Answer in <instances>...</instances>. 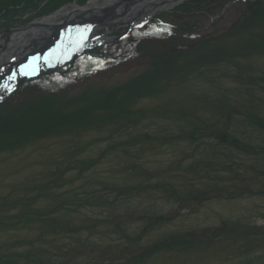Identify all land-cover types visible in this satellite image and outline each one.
Returning <instances> with one entry per match:
<instances>
[{
	"label": "rangeland",
	"instance_id": "rangeland-1",
	"mask_svg": "<svg viewBox=\"0 0 264 264\" xmlns=\"http://www.w3.org/2000/svg\"><path fill=\"white\" fill-rule=\"evenodd\" d=\"M3 1L0 0V3ZM105 1L107 0H98L97 5ZM47 2L48 0H39L37 4L22 7L23 9L15 5V13H9V9L5 8L0 14V37H7L17 28H25L44 19L50 18V22L59 23L67 20V15L56 19L53 18L56 15L53 12L46 15L50 6L45 8L42 4ZM83 2L86 0L69 1V5L61 10L70 9L75 4L83 5L84 9ZM89 2L87 0L86 4ZM176 6L166 8L167 10L160 8L162 10L155 11L154 15L168 22H182L181 19H185L183 15L176 17L169 14ZM84 10L80 13L81 17L93 13ZM237 12L230 9L227 12L229 16L225 19H234ZM197 16L193 19L196 20L194 23L199 26L208 24L205 17L201 19ZM122 20L123 17L119 16L112 21L100 22L96 33L97 35L107 30L109 43L103 46H107V51L115 55H119L117 53L121 50L122 57L114 61L118 63L105 64L97 70L90 67L77 70V65L74 64V68L66 72L67 75L82 70L78 78H86L72 89L71 99H74V95H80L85 86H90L92 91L102 90L90 92L96 96L139 76L146 68L143 56L137 55L139 47L160 50L170 39L161 31L153 29L149 31L150 34H146L142 29L139 31L142 34H137L140 40L138 46L126 50L125 43H122L124 41H117L122 24L111 26ZM108 26L111 28L107 29ZM222 28L224 27L221 26L219 31ZM198 31L202 35L203 27ZM209 31L206 29L205 33ZM199 37L200 35L184 38L182 42L190 47ZM235 38L226 37L218 43L217 46L223 50H218L210 60L226 61L229 59V51L233 52L245 45L240 43L245 41V37ZM47 42L45 39L40 45ZM129 42L126 41L133 45ZM37 43V38L31 39L20 53L27 52ZM114 44L117 46L113 47ZM217 46L210 42L206 53L199 56V51L196 57L190 58L184 71L178 72L171 65L167 73L173 72L174 75L169 80L163 76L149 89L147 86L145 91L140 90L141 97L132 107V115L129 118V113L124 112L122 117L126 120L122 122L115 125L106 123L101 127L94 125L73 135H50L1 151L0 217L3 216L9 222L10 216L27 210L28 216H65L64 221H67L63 223L65 229L49 227L42 218L35 221L31 218V225L22 223L1 226L0 251L23 252L32 249L34 253L43 254L48 259L43 264H111L116 258L118 262L115 264H128L127 259L123 261L127 249L133 250L129 254L138 257V252L144 248L148 251L149 246L165 238V251L151 255L143 264H264L262 259L247 263L249 259H264L263 172L238 162L228 167H216L215 170L209 168L208 171L204 168L205 163H201L199 169L190 166L191 163L197 164L209 159L226 160V155H213L216 144L213 139H207L201 134L194 141L185 135V132L205 126L222 130L230 128L221 103L228 102L226 94L231 99V91L242 86L243 80L234 76L240 70L234 65L238 60H230L229 67L223 65L213 68L210 72L212 74L206 78L199 75L200 71L194 70L201 65L203 57L212 56L218 49ZM219 54L220 57L215 59L214 56ZM253 59L259 63L257 67L264 66V56H254ZM186 61L183 60L178 65H183ZM216 79L217 84L213 82ZM60 83L48 85L49 88L43 89V93L61 90L67 82ZM22 88L21 86L5 102L15 101L21 95L28 96L21 92ZM96 92L97 94H93ZM101 117L106 122L109 121L106 117ZM133 118L135 121L131 123L119 124ZM168 132L179 135L165 140ZM80 161H95L96 165L81 174L78 168ZM261 175V179L257 178ZM164 182L165 186L172 184V188L162 187L160 183ZM208 183H215L219 187L202 199L197 190H203ZM113 186L130 187L131 195L124 196ZM92 191L97 192L94 199H90ZM189 191L193 193L187 195ZM100 196L104 198L101 199ZM108 200L112 203H108ZM109 207L117 210L123 207L125 213H114L107 219ZM153 211L165 215V225L143 235L141 229L146 222L145 218ZM37 212L41 215L36 214ZM224 229L226 231H222ZM186 233L199 240L207 236L209 246H198L188 251H177L174 250L175 247H169V236ZM41 234H45L46 238H41ZM127 234L131 237L128 238ZM139 236L141 237L137 243ZM36 258L34 255L29 264H41ZM136 264L140 263L137 261Z\"/></svg>",
	"mask_w": 264,
	"mask_h": 264
},
{
	"label": "trees",
	"instance_id": "trees-1",
	"mask_svg": "<svg viewBox=\"0 0 264 264\" xmlns=\"http://www.w3.org/2000/svg\"><path fill=\"white\" fill-rule=\"evenodd\" d=\"M38 1L39 0H4L0 3V14L5 8L9 9V13H15V5H19V8H25L37 4ZM69 1L74 0H48L42 7L47 8L50 6L48 10L52 12L51 10L54 8L57 10L63 5L68 4ZM214 2H216L215 6L211 7ZM230 9L238 12L235 13L236 17L235 15L233 16L235 17L234 19L228 18L229 21H227L225 18L229 16L227 12H230ZM169 14L176 17H179L181 14L185 19H181L182 22L174 23L163 19L166 23L165 35L170 39L165 42V45H163L164 47L160 50L152 51L145 50L143 46L139 47L137 55L143 56L142 60L145 61L144 65L146 68L139 73V76L131 78L119 87L114 86L112 90L94 96L91 95L90 92L102 90L92 91L89 89L90 86H85V90L80 95H74L76 97L73 96L74 99H71L72 97L70 96L72 95H70V93H72V89L80 83V80L86 77L76 82L63 80V84L67 83L61 88H69L68 90L61 89L43 93L42 90L46 87L49 88L48 85L51 86L52 83H56L51 76H47L39 81L27 83L26 86H23L21 92L23 94L27 93L28 96L21 95L19 99L15 101L0 105V152L7 151L14 147L17 148L25 143L28 144L50 135H73L74 133H80L81 130H86L87 127L90 129L94 125L101 127L106 123L115 125V123L122 122L126 120L122 117V115L124 116V112L129 113V118L132 115V107L141 97L139 96L140 90L143 89V91H145L147 86V89H149V87H152L158 79L163 76H165V79L169 80V78L174 75L173 72L167 73L171 65H174L175 70L178 72L184 71L187 69L186 63L188 64L190 62V58L196 57L199 51H201L199 52V56L206 53L210 42H212V45L217 46L219 45L218 43L226 39V37L242 39L245 37V41L240 42L245 43V45L243 44L240 48L233 50V52L229 51V59L226 61L219 60L217 62H212L210 60L218 50H223L222 47L217 46L218 49L212 56H201L203 57L201 59V65L194 69L198 70V72L200 71L199 75L206 78L212 74L210 72L213 68L222 67L223 65L229 67L231 66L230 60H238L234 65L240 70L236 71L234 76L240 78L238 79L240 81L243 80L241 82L242 86H237L236 89L231 91V99H229L226 94L228 102L225 101L221 103V105L224 106L227 120L230 122L228 123L230 128L228 127L222 130L216 128L211 129L205 126L188 132L184 130L183 132H185V135L189 139L194 141L199 139L198 135L201 134L207 137V139H213L216 141L213 155L217 157L226 155V160H228L227 163L225 159H223V161L221 159H209L204 162L199 161L197 164L191 163L190 166L194 169H199L201 163H205L204 168L208 171L209 168L215 170L216 167H228L238 162L246 167L260 170L264 175V66L257 67L259 63L254 62L256 59H253L254 56H264V0H188L177 6ZM196 15L200 16L201 19L205 17L204 20H208V24H206V26H199L194 23L196 20L193 19L196 18ZM154 22L158 27L163 28L161 26L163 25L161 20L155 19ZM221 26L224 28H222V31H219ZM202 27L204 31L201 35L198 30ZM206 29L210 31L205 33ZM137 34L142 33L138 32ZM137 34H135L131 40L129 39L133 45H129L125 42L126 47H124L126 50H128L129 47L135 49L138 46L140 40L137 38ZM199 35V40L190 44V47L187 46L185 42H182L184 38H192ZM225 47L229 49L228 46ZM119 53L123 54L121 50H119ZM93 56L95 58H104L106 57V53L97 52L94 53ZM118 56L119 58L113 55L111 58L120 59L122 57L120 54ZM219 57L220 54L216 57L214 56L215 59ZM142 60L140 61L142 62ZM183 60L187 61L183 65H178ZM225 71H227V69H225ZM213 82L217 84V79L213 80ZM29 94H33V96H29ZM93 94H97V92ZM118 111L121 112L119 113ZM114 112H116V114ZM101 116L106 117L109 121L106 122ZM129 120L119 124L126 125L131 123V121H135L134 118ZM177 135H179V133L175 134V132H168L165 136V140L167 138L172 139L173 136ZM147 138L151 139L149 135H147ZM229 161L231 164H229ZM250 161L251 164H249ZM95 165V161H80L78 165L79 173L83 174ZM231 169H233V167H231ZM237 175L240 176L239 173H237ZM257 178L261 179L262 175ZM160 184H162V187L172 188V184L166 186L165 182ZM113 187L124 196L131 195L132 189L130 187ZM218 187L219 186L215 183H208L207 187L202 188L203 190H197V193L200 195V198L205 199L207 195L209 196V192L216 191ZM187 193V195H191L193 192L189 191ZM96 195L97 192L92 191L90 193V199L96 198ZM100 198L103 199L104 197L100 196ZM108 203L112 202L108 200ZM114 213L123 214L125 212L123 211V207L118 210L109 207L107 219L112 217L111 215ZM160 213L161 212L153 211L146 216V222L141 229L143 235L148 234L157 227L165 225V215ZM36 214L41 215L40 212ZM31 218H34L33 221L42 218L43 221H47L49 227L52 228L64 227L65 229L63 223L67 221H64V219H66L65 216H28L27 210H24L18 211L14 216H10L9 222L1 216L0 227H8V224L16 226L22 223L31 225L33 222L30 221ZM12 221H15V223H12ZM67 228L69 229L68 226ZM222 231L226 230L224 229ZM126 236L128 238L131 237L129 234ZM40 237L46 238L45 234H41ZM140 237L141 236L137 237V243ZM194 237L195 236H192L190 233L169 236L171 239L169 247H175L174 250L177 251H188L198 246H209L210 243L206 241L208 238L207 236H204L202 238L203 240ZM209 241L212 240L209 239ZM127 250L128 251L123 257V261L127 259L126 261H128V264H136L137 261L143 264L151 255L165 251V238L149 246L147 249L148 251L144 248L138 252V257L128 253H133V250ZM33 254L37 256L36 260L37 262H41V264L46 260L48 261L43 254L38 255L34 253L32 249L23 252L20 250H5L0 251V264H29V261L33 259ZM261 259L264 260L263 258H256V260L249 259L247 263L259 262ZM112 262L111 264H115L118 262V259H113ZM57 264L67 263L60 262Z\"/></svg>",
	"mask_w": 264,
	"mask_h": 264
},
{
	"label": "bare ground",
	"instance_id": "bare-ground-1",
	"mask_svg": "<svg viewBox=\"0 0 264 264\" xmlns=\"http://www.w3.org/2000/svg\"><path fill=\"white\" fill-rule=\"evenodd\" d=\"M98 0H91L86 6V10L92 9L93 12H96L95 15H106L110 13V19L117 18L118 16L125 15V18L133 15H141V18L146 13L153 12L156 8H160L165 4V0H162L159 3H156V0H107L102 4L97 5ZM160 1V0H159ZM82 7L73 5L70 9L66 8L58 15L53 17H61L68 15L67 19L70 21H75L73 24L78 25L81 21L79 16L82 11H85ZM49 19H44L41 22H36L26 28H17L13 30L10 35L0 37V62L5 59L7 54H14L17 51L20 53L21 49L24 47V44L29 42L33 38L41 40V38L48 35L49 31L52 30V27ZM116 23V22H114ZM52 38V36L50 37ZM10 55V54H9Z\"/></svg>",
	"mask_w": 264,
	"mask_h": 264
},
{
	"label": "water",
	"instance_id": "water-1",
	"mask_svg": "<svg viewBox=\"0 0 264 264\" xmlns=\"http://www.w3.org/2000/svg\"><path fill=\"white\" fill-rule=\"evenodd\" d=\"M171 0H165V3L170 2Z\"/></svg>",
	"mask_w": 264,
	"mask_h": 264
}]
</instances>
